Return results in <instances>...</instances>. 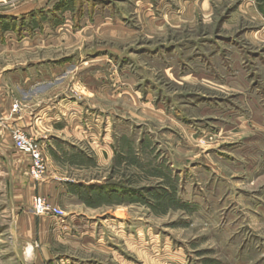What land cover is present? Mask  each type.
Listing matches in <instances>:
<instances>
[{
    "label": "rangeland",
    "instance_id": "obj_1",
    "mask_svg": "<svg viewBox=\"0 0 264 264\" xmlns=\"http://www.w3.org/2000/svg\"><path fill=\"white\" fill-rule=\"evenodd\" d=\"M79 1L52 31L40 23L48 49L8 59H56L30 84L45 97L49 87L67 126L46 147L61 175L102 187L68 186L85 201L58 206L78 222L67 230L87 233L69 253L86 264H264V0ZM10 180L0 163V264H22Z\"/></svg>",
    "mask_w": 264,
    "mask_h": 264
},
{
    "label": "crops",
    "instance_id": "obj_2",
    "mask_svg": "<svg viewBox=\"0 0 264 264\" xmlns=\"http://www.w3.org/2000/svg\"><path fill=\"white\" fill-rule=\"evenodd\" d=\"M55 2L56 0H30L13 8L11 12L3 13L0 10V22L3 17H11L19 21H17L19 27L13 30L0 28V163L8 166L10 181L13 183L8 188L12 190L11 197L13 198L12 205L15 215L14 236L21 246L22 264H86L81 258L74 257L69 253L70 248L73 249L75 243L77 244L82 237L87 235L86 231L70 234L67 230L70 224L74 226L78 222L73 217L67 219V217L51 214L37 216L32 209L33 198L36 195L45 197L52 204L61 208V206H66L64 201L67 196L72 199H77L79 196L69 190L68 186L92 184H85L82 181L75 182L61 175L54 164L57 154L46 147L50 133L60 130L57 128L58 126H61V130L67 126L65 122L60 125V116L58 117L54 98L50 97L49 87L45 97V95H40L38 91H35L30 84L32 76H34L33 71L35 74L37 68L46 67L50 62H55L56 59L54 57H38L24 62L8 63L11 56L29 50H37L40 43H43L47 49L50 47L51 38L48 37V39L40 41L38 37L40 22H36L34 26L27 20L30 18L25 16L40 10L48 13ZM22 17L26 19L22 21ZM34 18L32 17V19ZM42 26L44 33L53 30L48 20H43ZM23 29L30 30L32 34L21 35V33L25 34ZM52 75L55 74L52 73ZM18 92L31 93L30 102H22L16 95ZM15 101H18L21 106L18 112H12V104ZM60 105L65 108L62 115L66 119V112L71 106L67 105V100H63ZM16 128L24 130L41 143L47 160V169L42 180L35 181L29 176V155L13 146L11 131ZM91 133H94V129L91 130ZM83 139L86 140L85 136ZM97 150V158L107 153L105 148ZM95 162L97 165L96 160ZM60 246H66L67 252L58 251L57 247Z\"/></svg>",
    "mask_w": 264,
    "mask_h": 264
},
{
    "label": "built area",
    "instance_id": "obj_3",
    "mask_svg": "<svg viewBox=\"0 0 264 264\" xmlns=\"http://www.w3.org/2000/svg\"><path fill=\"white\" fill-rule=\"evenodd\" d=\"M20 107L18 101L13 102L12 112H18ZM11 139L17 150L29 154V176L35 181L41 180L47 169V160L43 154L41 145L20 128L12 129ZM33 211L36 215L51 214L58 217L63 216V212L58 206L52 204L48 199L40 195H36L33 198Z\"/></svg>",
    "mask_w": 264,
    "mask_h": 264
},
{
    "label": "trees",
    "instance_id": "obj_4",
    "mask_svg": "<svg viewBox=\"0 0 264 264\" xmlns=\"http://www.w3.org/2000/svg\"><path fill=\"white\" fill-rule=\"evenodd\" d=\"M80 1L77 3L78 7H80V5H81ZM75 7H76L75 0H58V2H56L54 4V6L52 7V9L48 13H46V12L44 13V11L40 10L37 13L36 12L29 13L25 17L30 18L29 19L30 22L33 23V25L35 26L36 25V22H34V20L32 19V17H34L35 14H39L40 15V20H39L40 23L43 20H48L50 26L51 27H55V26H57L59 24H62L63 21H64V19L62 17L61 18H56V16H55L56 13H64L65 11H71V12H73L75 10ZM25 17H22V21H24L26 19ZM7 20H9L11 22L15 21L14 19H11L10 17L9 18L3 17L1 19V21H5V23H7L6 22ZM11 22L10 23H7L5 25L0 26V28L2 30H13L14 27L11 24ZM20 25L23 26L22 23H20ZM71 186H75V188H77V187L86 188V189H89V190L102 188L101 186H96V185H83V184H76V185L74 184V185H71ZM112 188L110 187V189H112ZM79 197H80L81 200H84V198L81 197V194L79 195Z\"/></svg>",
    "mask_w": 264,
    "mask_h": 264
}]
</instances>
